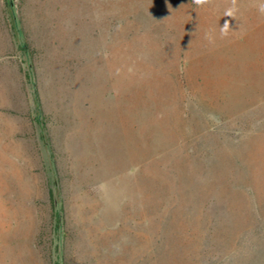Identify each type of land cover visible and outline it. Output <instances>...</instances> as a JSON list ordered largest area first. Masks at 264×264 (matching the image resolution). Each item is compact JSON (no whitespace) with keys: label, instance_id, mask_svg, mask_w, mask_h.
<instances>
[{"label":"rangeland","instance_id":"rangeland-1","mask_svg":"<svg viewBox=\"0 0 264 264\" xmlns=\"http://www.w3.org/2000/svg\"><path fill=\"white\" fill-rule=\"evenodd\" d=\"M262 5L0 0V264H264Z\"/></svg>","mask_w":264,"mask_h":264},{"label":"trees","instance_id":"trees-1","mask_svg":"<svg viewBox=\"0 0 264 264\" xmlns=\"http://www.w3.org/2000/svg\"><path fill=\"white\" fill-rule=\"evenodd\" d=\"M52 206H53L52 218L54 223L56 224V228L59 229L62 222H64V217L61 211L55 209V203L53 200H52Z\"/></svg>","mask_w":264,"mask_h":264},{"label":"clouds","instance_id":"clouds-1","mask_svg":"<svg viewBox=\"0 0 264 264\" xmlns=\"http://www.w3.org/2000/svg\"><path fill=\"white\" fill-rule=\"evenodd\" d=\"M208 2V0H194V3L197 4V5H203V4H206ZM262 12H264V5L261 6V9H260ZM222 31H224L222 29ZM226 34V32H225Z\"/></svg>","mask_w":264,"mask_h":264}]
</instances>
